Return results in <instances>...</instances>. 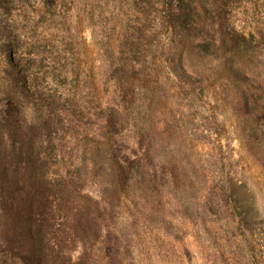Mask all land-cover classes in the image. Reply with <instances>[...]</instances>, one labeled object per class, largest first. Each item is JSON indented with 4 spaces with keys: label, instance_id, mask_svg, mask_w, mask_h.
<instances>
[{
    "label": "trees",
    "instance_id": "1",
    "mask_svg": "<svg viewBox=\"0 0 264 264\" xmlns=\"http://www.w3.org/2000/svg\"><path fill=\"white\" fill-rule=\"evenodd\" d=\"M109 4L87 42L66 0H0V264L169 262L175 245L191 263L187 228L264 264V210L230 172L201 204L163 154L181 102L205 98L264 171V0L260 23L256 0Z\"/></svg>",
    "mask_w": 264,
    "mask_h": 264
},
{
    "label": "rangeland",
    "instance_id": "2",
    "mask_svg": "<svg viewBox=\"0 0 264 264\" xmlns=\"http://www.w3.org/2000/svg\"><path fill=\"white\" fill-rule=\"evenodd\" d=\"M70 1H73V4ZM256 1V6L259 8L256 19L259 22L262 18L260 14L262 0ZM66 2L68 7L65 8H68L69 14L73 16V19L79 18L81 21L83 37L87 42L91 39V35L96 37L100 31L108 29V14L112 10L110 9L111 4L108 6V0H66ZM92 42L96 43L94 39ZM168 92L166 91V94L170 97L172 92ZM175 99L177 100V98ZM205 100V98L204 100L195 98L194 105H189L187 102L185 105L181 102L183 108L180 109L183 111V115L180 125L183 131L177 136L175 135L173 145L165 148L163 154L170 151L168 157L183 164L184 172L190 176L187 192L191 199H199L197 202L203 204L206 187L229 171L237 193L239 192L243 196V202L253 205L254 210L255 207L264 210V171L262 167L252 159L253 153L250 146L246 148L242 142H239V139H236L233 118L222 114L223 108L221 107L212 109V104L205 103ZM213 117L215 118L212 119ZM217 124L225 125L224 129L218 128L219 130L216 132V135L219 136L218 139H215L214 134L211 136L202 132L203 128L214 130ZM219 141L223 145L221 148L218 144ZM165 159L167 158L165 157ZM254 210L253 213H256ZM184 232L185 236L183 237L192 252L191 263L182 254L180 248L175 245L170 251L171 260L169 262L163 258V251L159 254L156 251L157 254L154 253L148 264H238L237 241L228 238L217 243L216 250L223 248L222 258L228 260L222 261L220 253H215L213 243L209 239L204 236L194 239L190 235L189 228Z\"/></svg>",
    "mask_w": 264,
    "mask_h": 264
}]
</instances>
